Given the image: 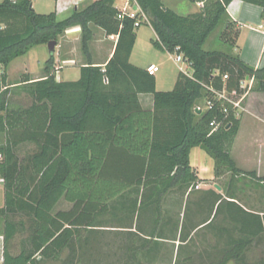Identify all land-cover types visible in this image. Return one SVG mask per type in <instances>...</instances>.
<instances>
[{"label":"trees","instance_id":"trees-1","mask_svg":"<svg viewBox=\"0 0 264 264\" xmlns=\"http://www.w3.org/2000/svg\"><path fill=\"white\" fill-rule=\"evenodd\" d=\"M115 1L91 0L63 19L55 12L37 14L31 0L0 1L1 264H63V253L74 257L75 249L80 253L68 264H84L79 257L89 255L93 245L98 247L97 236L103 231L125 237L123 264L153 259L152 250L167 244L166 239L179 241L177 257L183 249L182 262L188 264L196 255L192 251L196 230L213 213L216 216L223 202L240 211L242 216L232 213L239 232L255 237L262 230L264 213L238 201L249 203L243 198L247 187L258 196L254 202L264 203V175L240 170L231 156L240 119L232 115L224 119L220 102L211 110L196 111L207 97L205 87L240 94V81L248 77L254 78L252 89L264 93V68L248 66L231 52L204 50L222 23L220 39L234 47L237 33L226 9L235 0H189L200 7L188 15L175 13L161 0H134L148 21L141 25L150 26L155 35L152 45L165 53L182 54L189 62L191 76L179 72L171 91H157L155 77L130 62L139 15L119 21ZM236 1L259 7L264 20V0ZM91 26L106 36H117L104 67L91 63ZM74 27L81 30L87 61L79 68L77 81L57 82L51 73L54 56H49L43 78L24 75L18 82H7L5 72L13 60L35 46L58 44V38ZM140 95L152 96L153 110L142 109ZM212 121L222 122L215 131ZM194 148L212 159L214 178H225L226 188L224 197L199 198L198 204L207 200V216L177 225V213L163 204L168 193H191L197 185L189 161ZM61 201L70 208L57 209ZM253 241L230 245L226 241L224 248L205 256L209 264L241 263Z\"/></svg>","mask_w":264,"mask_h":264},{"label":"rangeland","instance_id":"rangeland-1","mask_svg":"<svg viewBox=\"0 0 264 264\" xmlns=\"http://www.w3.org/2000/svg\"><path fill=\"white\" fill-rule=\"evenodd\" d=\"M174 2L180 5V8H174L176 11L175 13L179 15H188L197 11L195 3L189 0H174ZM32 6L36 10L37 14H49L55 11L54 0H36L32 2ZM117 6H120V4L117 3ZM65 15L67 14H63L61 17H65ZM224 26L225 25L222 26L221 24L216 28V30H214V32L206 41L204 50L222 51L226 53H230L232 51L231 48H229L228 44L222 42L220 39L221 33L225 28ZM235 32L237 33L236 30ZM235 32L233 33L235 34ZM136 34L137 40L132 51V56H130V62L133 65L139 67L147 62H154L155 64H157L158 68L160 69L159 73L156 74L157 80L160 81L158 89L171 91L173 89V82L175 80V77L179 72V66L173 60L175 55L162 52L152 45L151 40H153L155 36L150 26L140 25L138 28H136ZM63 36L64 34L58 38L57 46L59 44L61 45L60 48L57 49L59 57H70L72 63H70V66L64 68L61 76L63 75L64 79L71 80L74 79L75 72L77 73L79 71L77 67L82 65L86 61V58L84 53L82 52L80 41L74 43L68 42L66 38H63ZM231 36L234 37L235 35L233 36V34H231ZM234 39H238V37H234ZM236 45L238 49H242V37L239 38V40L236 42ZM57 46L54 49V53L56 52ZM101 52L102 51L98 52L94 49L96 60L102 58ZM244 53V58L248 60L250 66H253V63L251 62L256 58L258 52L254 54L252 48H250V46L248 45ZM48 60L49 53L47 44L33 47L26 55L16 58L10 63L5 72L7 76V82H18L24 75H28L32 80L43 78L44 75H46L44 68ZM261 66H264V57L262 58ZM61 70L62 69H60L59 71ZM0 72H2V68H0ZM67 73H70V75L68 76L69 78L66 77ZM253 86L254 82L252 88ZM252 88L243 104L245 111L241 113L239 118H244L247 126H244L242 133L237 138L238 142H236V144L231 147V152L233 154V157L237 159L240 167L243 168L244 172H251L255 169V173L256 171H258L259 174H264V93L254 91ZM197 106L203 110L204 100L200 101ZM198 152H200L203 158H207L205 152H202L200 150ZM244 196L245 197L243 198L249 199V203L246 201L245 203L244 201L238 200L244 207L256 212L264 213V203L254 202V200H256L258 196L251 190V188H244ZM195 200L196 198L191 196L188 200H185L182 207L180 206V208H178L176 212V219H174L175 224L178 225L180 221L181 225L185 220V225H187V220H198L199 218L203 219L205 216H207V209H205L207 200L201 201L199 204L198 200L197 202ZM3 203L4 193L1 185L0 208L3 206ZM230 207L232 208V205H229L228 207V205L223 202L219 206L216 216H214V213L212 214V216L211 213H209L208 215L211 216L210 221L196 230V234L194 237L195 239L193 241L194 246L192 247V251L194 250L193 253L196 254L195 256H192L193 262L197 259L195 261V264H209L208 257H206L205 255L207 254L208 256H210L209 254L211 252L212 254H214V249L216 248H224L227 245L226 241H228L230 245L232 242L245 240L247 241L252 238H254V241L249 247V250L245 253L244 261L241 263L231 261L228 264H264V218L260 217L262 230H260L259 226H255V229H257L256 231L260 230V233H258L254 237V235L252 236L251 233L245 234L244 232H239L238 229L240 228V224L234 220L232 213L238 214L240 216L242 215L236 207L233 206L232 210H230ZM57 209L67 210L69 209V205L61 201L57 205ZM196 210H198L199 212H196ZM173 218L174 216H172V219ZM251 218L255 219V224H258L257 218ZM174 220L172 221L173 225H175ZM162 222L164 221L162 220ZM217 229L220 231L215 232V230ZM226 229L228 230V233L225 231ZM103 232V234L97 236V241L100 242V244H98V247L96 244L93 245V248L88 249L89 255H85L79 258L81 259V261L84 260V264H123L125 262L126 255L125 250L121 247V241L125 240V237L122 235H116L114 234L115 232L112 231ZM218 233H224V236L222 237L223 234L218 236ZM1 239L0 264L2 256ZM158 246H160L158 248V251L157 249H154L150 254L151 257H153L154 254L153 259H142L139 263L130 264H183V249L181 250L182 253L180 252L179 256L177 257V250L175 252L173 251L174 245H171L170 243H160V245ZM75 250L76 251H74V257L78 256L80 253L78 249ZM198 254L204 255V257L198 256ZM71 256V253L69 254L68 251H65L62 255V260H64L63 264H68V260L74 258ZM201 257L202 259L200 260ZM210 259L211 258H209V260ZM193 262L191 261L188 264H193ZM45 264H62V261H50Z\"/></svg>","mask_w":264,"mask_h":264},{"label":"crops","instance_id":"crops-1","mask_svg":"<svg viewBox=\"0 0 264 264\" xmlns=\"http://www.w3.org/2000/svg\"><path fill=\"white\" fill-rule=\"evenodd\" d=\"M1 1V0H0ZM55 2V13L59 19H63L67 17L73 10H80L85 8L91 3V0H54ZM162 4L173 10L174 12L176 7L180 8V5L174 2V0H161ZM117 3L120 4V6H117ZM197 7V11L199 10L200 4L195 3ZM123 6V1L122 0H116L115 1V8L118 10ZM33 8V6H32ZM33 10L36 12V10L33 8ZM196 11V12H197ZM194 12V13H196ZM227 15H228V21L232 22L235 26V30L237 31V37L238 39H235V45L231 49L232 53L235 55H238L239 58L248 66H250V63L248 60L244 58V52L246 50V47L249 45L250 48H252V51L254 54L256 52L257 56L254 60H252L251 63H253V68H264V66H261L262 63V58L264 57V20L262 19V10L259 7L253 6L246 4L242 1H232L227 9H226ZM63 14L65 17H61ZM193 14V13H191ZM224 23H222V26ZM263 28H262V27ZM225 27V26H224ZM92 30V39L88 43L89 51H90V56H91V63L93 65L101 66L104 67L107 61L111 58L116 42H117V36H106L104 31L91 26ZM155 36V35H154ZM243 38V47L242 49H238L236 42L239 40V38ZM63 38H66L68 42H81V30L79 27H74L71 29H68L64 32ZM155 38V37H154ZM137 40V34H136V39L135 43ZM69 44V43H67ZM60 44L56 48V52L54 53V62H53V69L51 73L55 76V79L57 82H74L79 79V71L74 74V79H64L63 75L61 76L62 71H64L65 67L70 66V63H72L70 57L63 56L62 58L59 57L58 53V48H60ZM96 47V48H95ZM135 47V44H134ZM94 49L101 52L102 58L96 60V56L94 54ZM239 52V53H238ZM132 56V53H131ZM56 58V60H55ZM131 58V57H130ZM254 61V62H253ZM87 61H85L82 65H80L78 68L85 65ZM59 64V65H58ZM154 65L157 66L154 62H147L144 65H142L140 68L146 69L147 67ZM136 66V65H135ZM75 67V66H74ZM139 67V66H137ZM62 69L61 71H59ZM159 69V68H158ZM160 71V69H159ZM159 71L157 73H159ZM156 73V74H157ZM179 73V72H178ZM156 74L154 75L155 80H156V89L157 91H164L158 89V85L160 84V81L157 80ZM70 73L66 74V77H68ZM45 76V75H44ZM178 74L175 77V80L173 82V87L175 85L176 79H177ZM69 78V77H68ZM139 102L144 110H153V98L151 95H140L139 97ZM250 123V122H249ZM246 127V121L243 119H240V127L238 130V133L235 137V140L233 142L234 146L236 142H238V137L242 133V130ZM203 150L199 148H194L191 150L190 155H189V161H190V166L192 169L195 171L196 176L198 178V183L197 185L192 189V192L189 193V190L184 193L183 195L180 194L181 191L178 192V190H174L171 193H168L165 197L163 208H168V210H172L173 213L175 214L178 210V208L183 206L186 198H190L191 196L199 200V198L202 197L203 194L205 195H210L212 199H214L217 195H222V191L226 188V179H215L214 178V171H213V162L212 159L207 155V158H203L200 152L198 151ZM231 156L233 160L236 163V166L243 171V168L240 167L239 163L237 162V159L233 157V154L231 152ZM207 159V160H206ZM255 171V169L253 170ZM257 176H263L264 174H259L258 171H256ZM218 185L220 187V191L214 188V185ZM188 196V197H187ZM228 200V199H226ZM213 201V200H212ZM67 204V203H66ZM69 205V204H67ZM70 208V205H69ZM225 221V220H223ZM165 238V237H164ZM1 239V237H0ZM172 239V238H169ZM2 240V239H1ZM177 240V238H176ZM166 241L170 243L171 245H174V252L177 249V246H179V241H175L172 243L170 240ZM167 243V244H168Z\"/></svg>","mask_w":264,"mask_h":264},{"label":"built area","instance_id":"built-area-1","mask_svg":"<svg viewBox=\"0 0 264 264\" xmlns=\"http://www.w3.org/2000/svg\"><path fill=\"white\" fill-rule=\"evenodd\" d=\"M14 2L15 0H10ZM36 0H31V2ZM123 6L118 9L117 19L119 21L123 20L125 17L129 18H136V15H139V18L134 23V27L138 28L142 23H148L146 16L140 12L139 8L137 7L136 10H133L130 1L134 0H122ZM135 3V1H134ZM136 4V3H135ZM262 27V26H261ZM263 28V27H262ZM264 31V30H263ZM174 62L179 66V72L185 76L190 77L191 72L189 70V62L183 57L182 54L175 53L174 54ZM146 71L149 75L154 76L158 71V67L151 65L146 68ZM222 80H227V75L222 77ZM254 82V78H246L240 81L239 88L241 93L238 94L236 92H227L224 88L221 91H216L212 87H205L207 90V97L204 98V108L203 110H211L213 109L215 102H220V110L224 114V119L227 118L229 115H232L234 118L239 119L242 112L245 111L243 106L246 97L248 96L252 85ZM201 111L202 109L196 107V111ZM222 122L212 121L210 126L212 127V131H215L217 128L221 126ZM2 182L0 180V186Z\"/></svg>","mask_w":264,"mask_h":264},{"label":"water","instance_id":"water-1","mask_svg":"<svg viewBox=\"0 0 264 264\" xmlns=\"http://www.w3.org/2000/svg\"><path fill=\"white\" fill-rule=\"evenodd\" d=\"M130 5H131L133 10L137 9V5L134 3V1H130ZM56 46H57V43L55 41H50L47 44L49 56H54V49ZM197 113H199V110H197ZM214 188L217 189L218 191H220V187L218 185L215 184Z\"/></svg>","mask_w":264,"mask_h":264}]
</instances>
